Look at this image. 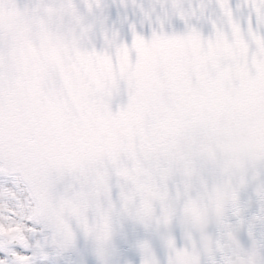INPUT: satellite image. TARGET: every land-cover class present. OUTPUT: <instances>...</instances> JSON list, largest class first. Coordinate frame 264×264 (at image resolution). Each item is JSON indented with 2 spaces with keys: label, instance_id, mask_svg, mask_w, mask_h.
<instances>
[{
  "label": "snow or ice",
  "instance_id": "snow-or-ice-1",
  "mask_svg": "<svg viewBox=\"0 0 264 264\" xmlns=\"http://www.w3.org/2000/svg\"><path fill=\"white\" fill-rule=\"evenodd\" d=\"M0 264H264V0H0Z\"/></svg>",
  "mask_w": 264,
  "mask_h": 264
}]
</instances>
